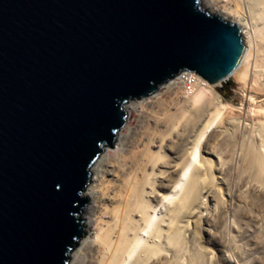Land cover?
I'll return each mask as SVG.
<instances>
[{"label":"water","instance_id":"95a60500","mask_svg":"<svg viewBox=\"0 0 264 264\" xmlns=\"http://www.w3.org/2000/svg\"><path fill=\"white\" fill-rule=\"evenodd\" d=\"M201 0H0V264H67L93 163L125 105L181 72L216 86L245 54Z\"/></svg>","mask_w":264,"mask_h":264},{"label":"rangeland","instance_id":"374dc122","mask_svg":"<svg viewBox=\"0 0 264 264\" xmlns=\"http://www.w3.org/2000/svg\"><path fill=\"white\" fill-rule=\"evenodd\" d=\"M201 9L213 15L203 6ZM257 28L252 35L256 38L249 42L247 74L244 77L234 74L216 86H201L209 96L202 103L209 102V107L201 123L187 125L199 107L193 100L195 92L184 94L171 79L153 95L125 105V124L90 168L85 192L95 182L92 168L99 158L132 169L141 164L145 150L160 152L164 158L155 167V185L168 188L156 189L155 194L162 200L173 190L186 159L193 155V164H201L205 173V188L200 196L202 208L186 231L177 236L170 259H160L154 264H167L168 260L170 264H264V185L255 180L248 167L252 150L264 155V42L259 41ZM217 104L222 108L221 114L197 142ZM177 198L174 195L173 200ZM89 202L79 215L83 222L82 239L73 248L67 264H75L77 257L81 261L78 264H87L82 244L93 237L92 230L85 226L88 215L84 213L88 212ZM155 208V221L166 219L168 201H159ZM142 239L148 243L151 238L145 232ZM130 261L125 264H131Z\"/></svg>","mask_w":264,"mask_h":264},{"label":"bare ground","instance_id":"6f19581e","mask_svg":"<svg viewBox=\"0 0 264 264\" xmlns=\"http://www.w3.org/2000/svg\"><path fill=\"white\" fill-rule=\"evenodd\" d=\"M202 6L213 15L239 26L243 42L246 44L245 54L232 75L244 77L248 70L246 62L250 53L249 42L256 32V26L261 38L259 41L264 42V0H201ZM249 21L254 26L248 25ZM208 98L207 92L199 86L193 97L199 107L195 109L193 118L187 121L189 127L202 122L208 111L209 102L203 105L202 103ZM221 112L222 108L217 104L208 118L209 125L205 131L201 130L197 142L202 139ZM162 158L164 155L160 152L155 154L145 150L140 159L141 164L135 165L132 169L109 160L98 159L97 165L92 168L95 182L84 195L90 201L88 212L84 213V216L88 215L85 226L93 232L92 240L82 244L87 252L85 256L88 259L87 264H125L129 259L131 264L140 262L154 264L160 259H170L171 247L177 236L180 232L186 231L202 208L200 196L205 188L203 178L205 173L201 164L197 166L193 164L192 155L186 159L184 171L175 181L173 190L159 200L155 194L156 189L168 188L164 185H155L157 179L155 167L161 164ZM248 167L253 171L255 180L264 185V155L252 150ZM174 195L175 197L178 195L177 201L173 200ZM164 200L168 201L167 217L155 221V207L159 201ZM145 232L151 238L148 243L142 241ZM76 260L75 264L81 263L78 257ZM167 264H170V260Z\"/></svg>","mask_w":264,"mask_h":264},{"label":"built area","instance_id":"2783aa9c","mask_svg":"<svg viewBox=\"0 0 264 264\" xmlns=\"http://www.w3.org/2000/svg\"><path fill=\"white\" fill-rule=\"evenodd\" d=\"M180 86L183 93L186 95H192L199 86L209 87L210 85L198 75L192 72H181L172 80Z\"/></svg>","mask_w":264,"mask_h":264},{"label":"crops","instance_id":"0c3cea01","mask_svg":"<svg viewBox=\"0 0 264 264\" xmlns=\"http://www.w3.org/2000/svg\"><path fill=\"white\" fill-rule=\"evenodd\" d=\"M230 83L226 84V85H229Z\"/></svg>","mask_w":264,"mask_h":264},{"label":"trees","instance_id":"16d2710c","mask_svg":"<svg viewBox=\"0 0 264 264\" xmlns=\"http://www.w3.org/2000/svg\"><path fill=\"white\" fill-rule=\"evenodd\" d=\"M230 85V84H229ZM230 87V86H229ZM229 87L227 89H229Z\"/></svg>","mask_w":264,"mask_h":264}]
</instances>
